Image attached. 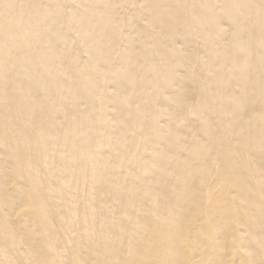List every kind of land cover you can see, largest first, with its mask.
Segmentation results:
<instances>
[{"label": "bare ground", "instance_id": "1", "mask_svg": "<svg viewBox=\"0 0 264 264\" xmlns=\"http://www.w3.org/2000/svg\"><path fill=\"white\" fill-rule=\"evenodd\" d=\"M0 264H264V0H0Z\"/></svg>", "mask_w": 264, "mask_h": 264}]
</instances>
